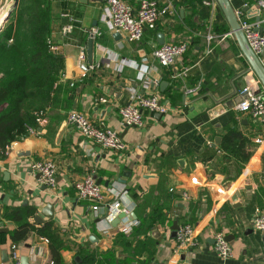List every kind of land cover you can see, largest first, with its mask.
<instances>
[{
  "label": "crops",
  "instance_id": "0c3cea01",
  "mask_svg": "<svg viewBox=\"0 0 264 264\" xmlns=\"http://www.w3.org/2000/svg\"><path fill=\"white\" fill-rule=\"evenodd\" d=\"M9 1L0 0V17ZM50 1V40L56 46L54 52L63 56L64 68L54 98L46 107V123L27 128V134L14 141L16 145L10 149L9 143L0 150V264H14L8 234L14 224L4 218L5 210L21 205L34 208L29 217L33 230L16 243L19 258L27 257L25 264H57L49 238L41 233L47 223L52 240L65 246L60 250L64 264H92L97 253L110 249L118 259L128 256L132 264H142L145 255L138 253V244L147 235L140 232L124 237L129 244L121 246L115 242L117 225L113 227V219H105L107 209L95 213L88 202L77 200L72 184L90 169H94L96 181L100 180L106 201L126 193L136 220L148 213L152 204L137 208L135 198L150 193L154 199L162 186L159 199L166 205L161 211L168 212L171 222L158 224L153 231L156 247L150 264H264V236L252 227L255 208L264 210V123L237 110L241 100L263 87L217 1L156 0L161 7L171 4V12L162 15L155 28L145 29L137 42L122 35L114 38L104 22L102 0ZM123 1L136 9L140 0ZM229 2L235 12L246 7L240 14L250 22L257 23L259 15L258 26L264 28V10L256 0ZM65 12L73 24L67 37L60 32ZM93 29L102 34L93 38L89 64L93 68L84 73L77 54L80 46L87 48ZM159 33L164 43L188 45L170 67L161 66L151 55L153 48L161 45ZM142 57L147 62L142 68L135 67L133 62ZM260 60L264 65V57ZM141 76L150 80L148 89L142 88ZM133 92L144 96L157 93L169 110L164 114L143 111L142 126H125L118 110L130 102ZM70 110L85 114L96 126L117 131L126 149L112 152L91 145L66 121ZM256 138L263 142L256 143ZM38 160L56 163L54 189L44 187L30 169ZM170 192L175 196L171 198ZM37 214L41 223L33 221ZM175 218L179 225H192L197 246L176 250L174 240L169 239ZM3 228L7 231L2 232ZM104 230L108 232L102 233ZM216 231L228 238V258L218 257L213 250ZM4 251L7 262H3Z\"/></svg>",
  "mask_w": 264,
  "mask_h": 264
},
{
  "label": "built area",
  "instance_id": "2783aa9c",
  "mask_svg": "<svg viewBox=\"0 0 264 264\" xmlns=\"http://www.w3.org/2000/svg\"><path fill=\"white\" fill-rule=\"evenodd\" d=\"M10 2V1H9ZM257 6L259 9H264V0H258ZM171 4L159 6L156 0H140L138 7L133 9L129 4L123 0H102V14L107 28L112 32H119L130 42H137L141 40L145 29H153L156 26L159 18L171 12ZM242 11H237L236 15L239 20L242 31L247 39L250 48L258 53L264 45V37L258 31V23L250 22L241 17ZM65 18L64 23L60 28L61 35L69 36L73 30L72 17L69 12L62 14ZM102 31L93 29L89 32V37L100 36ZM208 41L211 35L207 36ZM51 49L56 50V46L52 44ZM188 45L185 42L178 43H163L153 48L152 57L164 67L172 66L175 61L181 58L187 51ZM78 66L81 72H87L93 68L86 62V48L80 46L77 54ZM147 62V58L142 57L140 62H133V65L142 68L143 64ZM143 89H148L150 80L147 77H140ZM101 103H105V98H99ZM169 110L168 105L163 103L161 96L157 93L149 96H144L137 92H133L130 102L121 106L118 110V116L123 125L129 127H140L143 125V111L150 114H164ZM237 110L242 113H247L254 120H259L264 123V88L258 92L250 94L247 98L241 100L237 105ZM38 125L46 123L45 111L39 112L36 118ZM66 121L74 126L79 134L88 141L91 145H96L101 149H106L112 152L122 151L126 149V145L119 133L108 127H99L94 125L89 118L77 111L70 110L66 114ZM30 129V127H28ZM256 143L261 144L262 138H256ZM16 142L9 144L11 149ZM1 150V149H0ZM30 169L38 174L39 182L48 189H54L56 182L57 166L51 160H38L30 164ZM77 200L88 202L91 210L95 213H100L107 209L105 216L106 220L115 218L118 214L123 213L124 216L120 218L117 224L118 231L123 234H129L133 227L139 224L136 219L129 218L133 211V203L128 201L125 197L126 193L121 194L119 199L114 201H106L104 198V191L100 184L96 181L94 169H90L81 178L75 180L72 184ZM252 227L259 231L264 236V210L255 208L252 215ZM193 227L189 223L180 224L176 237L173 239L176 250L187 249L189 247L197 246L196 240L193 238ZM108 231L104 230L102 233L106 234ZM212 247L216 255L220 258H228L231 256V245L226 239V236L221 231H216L212 235ZM44 242H48L47 238H41ZM10 259L14 264H19V254L17 245L12 243L10 246Z\"/></svg>",
  "mask_w": 264,
  "mask_h": 264
},
{
  "label": "trees",
  "instance_id": "16d2710c",
  "mask_svg": "<svg viewBox=\"0 0 264 264\" xmlns=\"http://www.w3.org/2000/svg\"><path fill=\"white\" fill-rule=\"evenodd\" d=\"M52 24V5L50 0H16L6 22L0 29V149L19 140L27 134L28 127H37L39 112L54 98L53 93L64 68L63 56L51 49L50 32ZM66 92V91H65ZM161 185V184H159ZM159 195L150 198V193L135 198L137 208L151 205L148 213L139 216V224L129 234L118 232L117 244L126 247L127 236L142 232L146 240L138 244V253L144 252L142 264H150L155 252L153 231L158 224L170 223L167 213L161 211L166 203H160L162 186L157 188ZM175 196L170 192V197ZM139 199V200H138ZM147 201V203H146ZM141 202V203H139ZM34 208L28 205L9 207L4 218L14 226L8 234L12 243L23 241L33 230L29 217ZM179 219V218H178ZM49 223L41 233L49 238L51 256L55 263L64 264L60 250L62 246L52 240ZM1 236V233H0ZM133 259H118L115 250L97 253L92 264H132Z\"/></svg>",
  "mask_w": 264,
  "mask_h": 264
},
{
  "label": "water",
  "instance_id": "95a60500",
  "mask_svg": "<svg viewBox=\"0 0 264 264\" xmlns=\"http://www.w3.org/2000/svg\"><path fill=\"white\" fill-rule=\"evenodd\" d=\"M219 4L226 20L230 28L231 34L234 36L243 56L245 57L246 61L248 62L252 72L257 77L258 81L260 82L261 86L264 88V65L262 64L260 57H264V45L261 47L260 51L258 53H255L249 46L247 39L242 31V28L240 26L239 20L237 18L236 12L231 6L229 0H216ZM258 1V0H256ZM16 0H10L9 6L7 5L6 8L2 9L4 15L0 17V26L2 24V21H5L7 17L9 16L10 11L14 7ZM264 10V9H263ZM5 11V12H4ZM242 11H246V7L242 9ZM2 13V14H3ZM260 16H256V22L259 23ZM258 31L263 35L264 37V28L261 26H258ZM113 36L115 39H120L121 34L119 32H114ZM157 41L159 44L164 43L163 34L159 33L157 34ZM94 51V39L92 37H89L87 40V48H86V54H87V61L88 64H92V55ZM166 83V82H165ZM163 85V84H162ZM38 175V174H37ZM39 177V176H38ZM100 180L97 181L99 184ZM45 187V186H44ZM233 198L232 200H234ZM43 215H46L47 217H51V214H45L42 212ZM124 216L123 213L118 214L113 220L111 221V225L115 227L118 223L120 218ZM129 218L136 219V214L132 211L130 213ZM33 221L36 223H41V217L40 215H35L33 217ZM179 227L178 218H175L172 221V224L170 226V233H169V239H174L176 237V232ZM2 232H6L7 229L3 228L1 229ZM227 238V237H226ZM228 240V238H227ZM3 262H7L9 260L7 252H3ZM27 262V257L22 256L19 259V264H25ZM159 264V263H154Z\"/></svg>",
  "mask_w": 264,
  "mask_h": 264
}]
</instances>
